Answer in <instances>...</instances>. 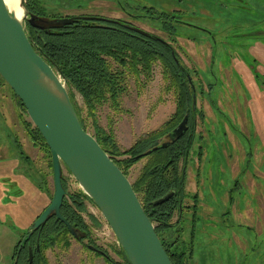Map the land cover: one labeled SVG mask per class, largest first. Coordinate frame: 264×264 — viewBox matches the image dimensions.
Here are the masks:
<instances>
[{
	"label": "rangeland",
	"instance_id": "374dc122",
	"mask_svg": "<svg viewBox=\"0 0 264 264\" xmlns=\"http://www.w3.org/2000/svg\"><path fill=\"white\" fill-rule=\"evenodd\" d=\"M30 2L59 18L120 20L173 45L188 71L187 86L197 107L194 124L187 119L192 149L187 163H179L180 171H186L181 208L163 236L178 239L186 264H264V0ZM108 60L124 90L116 103L109 99L98 105L97 124L121 151L144 134L164 130L190 107L182 105L181 85L161 58L148 68L139 66L138 73ZM66 86L86 130L95 135L86 100L74 86ZM18 99L0 75V153L9 152L6 163L0 161V264H12L15 246L55 191L50 156ZM150 160L144 157L130 168L132 184ZM63 181L69 193H85L65 166ZM85 205L89 238L71 236L68 244L47 249L50 264H107V257L120 261L114 231L94 203L85 200Z\"/></svg>",
	"mask_w": 264,
	"mask_h": 264
},
{
	"label": "trees",
	"instance_id": "16d2710c",
	"mask_svg": "<svg viewBox=\"0 0 264 264\" xmlns=\"http://www.w3.org/2000/svg\"><path fill=\"white\" fill-rule=\"evenodd\" d=\"M27 7L37 18L34 24L26 22V30L35 49L61 74L68 86H74L83 95L87 102L88 114L96 125L97 132L94 136L103 149L128 177L129 170L134 164L144 157H150V162L143 168L133 187L147 215L156 225V231L172 262L186 264V252L179 250L178 239L172 240V235L163 236V231H168L172 227L170 220L175 210L181 208L186 171L184 169L180 171L179 163L181 159L187 163L193 144V138L188 136L191 126L186 119L191 118L194 124L196 117L193 110L194 91H190L187 86L188 71L176 59L178 54L175 48L162 38L167 43L161 41L157 35L145 36L123 25L102 22L92 16L90 19L73 17L75 20L70 24H56L52 20L59 18L58 16L47 15L42 8H35L31 2ZM158 57L166 63L175 81L178 79L181 85L182 105L189 103L190 107L186 106L187 108L180 110V113L166 124L164 130L144 134L130 149L121 151L113 137L107 135L97 124L98 105L109 99L116 103L119 94L124 90L123 79L114 74L108 59L114 60L120 67L129 65L138 73L139 66L145 65L148 68ZM70 96L83 127L87 129L81 111L71 94ZM18 100L24 107L21 100ZM181 125H183L181 131L177 132ZM35 130L37 139L50 156L53 168L51 151L38 129ZM156 147L159 148L153 150ZM150 150L153 151L145 154ZM43 183H47L46 175H43ZM63 183L67 190L64 181ZM172 192L174 196L171 199L157 203ZM85 200L93 203L83 192L71 194L67 191L62 206L63 215L79 231V238L52 215L30 239L25 240V243H28L27 247L26 245L23 247L21 241L15 246L12 263L19 254L18 264H31L29 248L32 247V264H50L45 254L47 249L68 244L67 240L71 236L80 241L89 238V226L82 216L86 210ZM45 209L46 207L43 211ZM20 247L24 250L18 252ZM116 252L120 261L107 257V264H131L122 247Z\"/></svg>",
	"mask_w": 264,
	"mask_h": 264
},
{
	"label": "water",
	"instance_id": "95a60500",
	"mask_svg": "<svg viewBox=\"0 0 264 264\" xmlns=\"http://www.w3.org/2000/svg\"><path fill=\"white\" fill-rule=\"evenodd\" d=\"M20 5L24 12L22 19L8 9L5 0H0V75L24 104L31 121L51 151L55 187L51 203L33 222L21 242L30 239L52 215L62 221L76 238L80 237L79 231L62 213L67 195L63 183L65 166L99 208L131 264H174L131 180L96 137L83 127L65 79L35 49L25 23L28 21L34 24L37 18L28 9L26 0H20ZM81 18L90 19L91 16ZM98 19L151 36V33L120 20ZM74 20L73 17H61L52 21L56 24H70ZM196 107L197 98L194 95L193 109L196 110ZM182 126L177 132L181 131ZM173 196L174 192L157 203H164ZM89 248L106 256L104 251L93 245ZM18 260L19 254L14 264ZM30 262H33L32 247Z\"/></svg>",
	"mask_w": 264,
	"mask_h": 264
},
{
	"label": "bare ground",
	"instance_id": "6f19581e",
	"mask_svg": "<svg viewBox=\"0 0 264 264\" xmlns=\"http://www.w3.org/2000/svg\"><path fill=\"white\" fill-rule=\"evenodd\" d=\"M8 9L15 14L16 17L22 19L24 12L20 5V0H5Z\"/></svg>",
	"mask_w": 264,
	"mask_h": 264
},
{
	"label": "crops",
	"instance_id": "0c3cea01",
	"mask_svg": "<svg viewBox=\"0 0 264 264\" xmlns=\"http://www.w3.org/2000/svg\"><path fill=\"white\" fill-rule=\"evenodd\" d=\"M1 142H3V141H1ZM6 143V142H5ZM4 143V144H5ZM4 144H2L3 145V147H4ZM5 148V147H4ZM7 153H9V152H3V153H0V161H3V162H5L6 161V158L8 157V154ZM6 163V162H5ZM34 164H36V163H34ZM4 166H5V164H4ZM13 168V167H12ZM37 193V192H36ZM34 211L35 212H37V206H36V198H35V206H34ZM37 214V213H36ZM13 253H14V251H13ZM13 257V256H12Z\"/></svg>",
	"mask_w": 264,
	"mask_h": 264
},
{
	"label": "flooded vegetation",
	"instance_id": "af4514ba",
	"mask_svg": "<svg viewBox=\"0 0 264 264\" xmlns=\"http://www.w3.org/2000/svg\"><path fill=\"white\" fill-rule=\"evenodd\" d=\"M25 245H26V247H27V246H28V243H25V242H24V243H23V247H25ZM23 247H20L19 250H20V249H21V250H24ZM19 250H18V252H19ZM32 250H33V248H32ZM29 251H30V248H29ZM17 255H18V254H17ZM16 257H17V256H16ZM16 257H15V259H16ZM14 262H15V260H14ZM14 262H13L12 264H14ZM17 264H18V263H17ZM31 264H32V262H31Z\"/></svg>",
	"mask_w": 264,
	"mask_h": 264
}]
</instances>
